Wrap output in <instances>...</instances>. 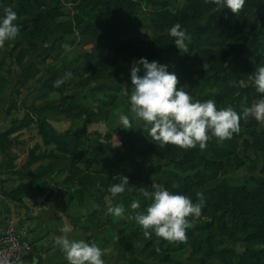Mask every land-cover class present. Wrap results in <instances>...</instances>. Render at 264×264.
I'll list each match as a JSON object with an SVG mask.
<instances>
[{
    "label": "rangeland",
    "instance_id": "1",
    "mask_svg": "<svg viewBox=\"0 0 264 264\" xmlns=\"http://www.w3.org/2000/svg\"><path fill=\"white\" fill-rule=\"evenodd\" d=\"M7 6L23 27L0 46V171L16 167L3 189L66 194L64 204L82 207L74 219H91L105 264H264V121L241 115L238 132L203 149L155 142L139 118L134 129L119 122L140 57L167 63L218 108L242 113L264 96L251 79L264 64V0L238 13L216 0H0V16ZM176 22L191 35L182 50L168 31ZM120 174L131 184L113 195ZM153 184L194 201L205 193L186 240L146 236L129 215L133 199L151 202L139 187ZM121 202L123 216L107 212ZM45 264L69 261L59 250Z\"/></svg>",
    "mask_w": 264,
    "mask_h": 264
},
{
    "label": "clouds",
    "instance_id": "2",
    "mask_svg": "<svg viewBox=\"0 0 264 264\" xmlns=\"http://www.w3.org/2000/svg\"><path fill=\"white\" fill-rule=\"evenodd\" d=\"M245 0H216V6L227 7L238 13ZM18 13L11 7L4 9L0 16V46L6 40L15 39L22 30L17 23ZM175 38V45L181 50L188 47L191 35L180 22L169 28ZM65 47L69 45L65 44ZM143 69V75L141 70ZM133 87L131 90V112H121V127L134 129L133 121L137 118L144 121V126L155 142L178 145L181 147H207V142L214 135L220 141L231 138L240 130L241 115L247 118L250 114L258 121H264V96L238 112L233 106L217 107L215 99H195L190 91L180 85L179 75L169 70L167 63L140 57L130 69ZM67 75H71L68 73ZM256 90L264 93V64L258 65L252 76ZM62 83L57 80L56 84ZM235 83V82H233ZM130 183L127 175L120 174L119 182L113 183L109 191L113 195L125 192ZM173 187H178L174 185ZM150 190L139 187V191L151 202L146 208L141 206L140 199H133L129 213L143 227L144 234L151 236L153 232L169 241L187 239V230L193 225L191 217H199L206 204L205 193L197 191L198 199L180 191H173L163 185L153 184ZM107 212L113 216H123L126 212L124 203L111 205ZM70 228L65 226L62 235L56 236V243L65 253L69 264H105L104 249L96 242L85 239H74L69 235ZM0 264H4L0 261ZM19 264H23L20 261Z\"/></svg>",
    "mask_w": 264,
    "mask_h": 264
},
{
    "label": "crops",
    "instance_id": "3",
    "mask_svg": "<svg viewBox=\"0 0 264 264\" xmlns=\"http://www.w3.org/2000/svg\"><path fill=\"white\" fill-rule=\"evenodd\" d=\"M14 164L17 165L16 162ZM4 168L0 171L4 173L0 176V233L6 229L9 222L14 220L26 230L34 251L23 264H45L49 258L57 254L61 248L56 243V236L63 234L65 226L70 228L69 235L72 238L92 241L93 232L88 228L91 219L86 223L74 219L77 212L82 209L74 203V200L71 201L70 206H67L64 204V196H67L63 193L59 197L57 195L51 197L49 194L23 192L22 187L12 190L3 189L2 182L9 181L11 185L14 182L13 170L16 167L5 165ZM55 176L54 174L53 178ZM92 214L90 212L86 218Z\"/></svg>",
    "mask_w": 264,
    "mask_h": 264
},
{
    "label": "built area",
    "instance_id": "4",
    "mask_svg": "<svg viewBox=\"0 0 264 264\" xmlns=\"http://www.w3.org/2000/svg\"><path fill=\"white\" fill-rule=\"evenodd\" d=\"M34 251L32 241L26 230L17 221H11L6 229L0 233V261L4 264H19L25 261Z\"/></svg>",
    "mask_w": 264,
    "mask_h": 264
},
{
    "label": "trees",
    "instance_id": "5",
    "mask_svg": "<svg viewBox=\"0 0 264 264\" xmlns=\"http://www.w3.org/2000/svg\"><path fill=\"white\" fill-rule=\"evenodd\" d=\"M206 25V27L205 28H207V26H208V23H206L205 24ZM236 63H234V65H235ZM233 65V63L231 64V66ZM12 130H15V129H11V131H6V134H9V133H11L12 132Z\"/></svg>",
    "mask_w": 264,
    "mask_h": 264
},
{
    "label": "water",
    "instance_id": "6",
    "mask_svg": "<svg viewBox=\"0 0 264 264\" xmlns=\"http://www.w3.org/2000/svg\"><path fill=\"white\" fill-rule=\"evenodd\" d=\"M35 264V263H34Z\"/></svg>",
    "mask_w": 264,
    "mask_h": 264
}]
</instances>
